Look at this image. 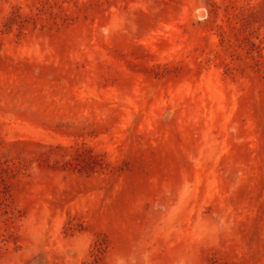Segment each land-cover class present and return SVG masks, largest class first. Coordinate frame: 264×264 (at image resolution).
<instances>
[{
    "label": "rangeland",
    "instance_id": "374dc122",
    "mask_svg": "<svg viewBox=\"0 0 264 264\" xmlns=\"http://www.w3.org/2000/svg\"><path fill=\"white\" fill-rule=\"evenodd\" d=\"M0 264H264V0H0Z\"/></svg>",
    "mask_w": 264,
    "mask_h": 264
}]
</instances>
